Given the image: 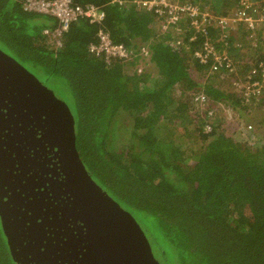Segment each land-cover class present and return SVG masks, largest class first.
<instances>
[{"label": "trees", "instance_id": "16d2710c", "mask_svg": "<svg viewBox=\"0 0 264 264\" xmlns=\"http://www.w3.org/2000/svg\"><path fill=\"white\" fill-rule=\"evenodd\" d=\"M220 1L219 10H213L225 14L228 2ZM72 2L99 6L102 21L70 22L62 46L55 49L41 34L48 16L23 10L20 0H0V39L23 47L25 60L41 73L29 71L65 91L74 146L89 176L123 209L139 216L158 264H264V144L252 147L225 135L216 112L208 120L210 131L204 132L205 111L204 117L190 119L185 105L189 92H202L219 110L229 101L246 110L253 102L264 106V91L246 102L240 94L229 95L220 82L214 84L216 73L207 72L202 82L192 78L194 70L203 77L207 66L191 57L202 38L197 34L189 40L193 32L184 18L178 36L168 28L160 32L159 18L135 5ZM56 24L53 19L51 26ZM98 28L114 42L146 46L155 70L137 72L138 55L107 64L91 54L88 44L96 40ZM209 36L215 39V30ZM178 37L182 43L171 45ZM221 44L215 41L218 49ZM262 48L249 58L264 57ZM226 51L234 61L243 54L232 46ZM235 65L242 74L250 66ZM191 120L193 136L184 143ZM176 125L182 128L179 136H174ZM0 264H14L1 221Z\"/></svg>", "mask_w": 264, "mask_h": 264}, {"label": "flooded vegetation", "instance_id": "af4514ba", "mask_svg": "<svg viewBox=\"0 0 264 264\" xmlns=\"http://www.w3.org/2000/svg\"><path fill=\"white\" fill-rule=\"evenodd\" d=\"M13 73L8 66L0 70V207L12 259L14 264H79L84 250L79 237L85 232L67 184L71 166L52 139L50 117L29 103L24 88H15Z\"/></svg>", "mask_w": 264, "mask_h": 264}, {"label": "built area", "instance_id": "2783aa9c", "mask_svg": "<svg viewBox=\"0 0 264 264\" xmlns=\"http://www.w3.org/2000/svg\"><path fill=\"white\" fill-rule=\"evenodd\" d=\"M109 2L118 7L135 5L149 11L159 18L161 32L168 28L174 30L178 36L183 33L179 21L184 18L193 32L189 40H195L197 34L202 38L201 40L198 38L200 48L191 52L192 59L200 65H206L209 73L223 72L232 76L233 85L239 88V94L246 102L257 99L256 97L264 91V57L250 61L248 70L239 75L232 56L227 51L218 49L215 45L216 39H210L209 36L213 29L219 38L220 36L225 38L227 30L237 23L251 30L264 25V0H237L230 14H219L206 9L200 5L199 0H109ZM20 3L25 11L43 14L56 20L55 26L44 27L41 30L42 36L55 49L62 46L63 32L70 22L84 18L89 23H100L104 17V11L92 3L84 6L75 4L72 0H20ZM180 43L182 38L178 37L171 45ZM88 51L95 56H102L107 64L112 60L129 61L136 55L139 56V64H142L149 56L146 46L133 48L122 42H114L109 33L102 28L97 29L96 40L88 44ZM139 64L136 67L137 72L142 70ZM190 99L194 105L202 109V112L205 111L203 131H210L208 120L215 112L213 105L202 92L191 93ZM202 112L201 116L204 117Z\"/></svg>", "mask_w": 264, "mask_h": 264}, {"label": "water", "instance_id": "95a60500", "mask_svg": "<svg viewBox=\"0 0 264 264\" xmlns=\"http://www.w3.org/2000/svg\"><path fill=\"white\" fill-rule=\"evenodd\" d=\"M7 66L13 69V78H17L14 81L17 85L15 88L19 92V88H24L32 98L29 103L36 104L44 115L50 117L52 139L62 149L67 166H71L67 184L74 191L77 217L81 221L79 226L85 232L79 237L84 241V244H80L84 250L80 252L79 264H158L140 228L87 173L74 146V122L66 103L40 83L33 73L0 49V70L3 71ZM19 75L24 78L19 80ZM102 201H107L108 207L112 209L105 208ZM106 209L108 218L104 215ZM4 219L0 207L1 226L10 249L12 246ZM10 253L16 261L11 249Z\"/></svg>", "mask_w": 264, "mask_h": 264}, {"label": "rangeland", "instance_id": "374dc122", "mask_svg": "<svg viewBox=\"0 0 264 264\" xmlns=\"http://www.w3.org/2000/svg\"><path fill=\"white\" fill-rule=\"evenodd\" d=\"M154 28L156 30V26H154ZM155 30H154V32H155ZM159 31L161 32L160 29H159ZM153 36H155V34ZM260 41H261L260 45H262V47H263L261 51L264 52V38ZM9 44L7 43V40L0 39V49L3 52H5L4 50H6L7 52H10L14 56H16L17 60L19 59L22 62L21 65L24 64L23 66L28 71L30 69L31 71H33V73H41V71H35V70H38V68L35 67L36 65L31 60H25L26 57L23 55L24 54L23 47H20L19 44L15 45L14 43H11V46H12L11 47ZM13 50H14V52H13ZM7 52H5V53L8 54ZM251 53H253V49H247L245 52V54H247V55L251 54ZM8 55L13 57L10 54H8ZM232 55L235 56L234 52L232 53ZM252 55L254 57L256 56L254 54H252ZM263 55H264V53H263ZM151 62L152 61H151L150 57L148 56V59L147 58L144 59L143 63L139 64V65H141V67L144 69L152 71V70H155V67H154L153 63H151ZM194 72L195 73L192 74V78H194L198 82H202L205 75H207V74H205L203 77H202V75L197 76L198 72H200V71L194 70ZM238 74H240V73H238ZM214 79L215 80H212V82L214 84L220 82L221 86H225L222 89H225L229 95L239 94V88H237L236 86L231 84V80H232L231 76H226V78L223 79L224 81L218 80L217 77H214ZM37 80L40 83H42L44 81L45 84L54 92V94L57 98H59L62 101L67 100L65 91L62 89L60 91V89L56 83L51 82V80H48V79H40V78L38 79L37 78ZM173 93L179 94V91H176ZM190 95L191 94L189 92V99H190ZM188 101H185L188 116L190 119L192 118L195 120L197 117L196 115L201 116L202 109L200 107L192 104L193 102L191 103V99ZM251 104H253V105L247 106V109L245 110V108H239V107L235 106L232 102L229 101L226 104L224 103V109L219 110L217 108L215 102L211 103V105H213V107H214L215 112L217 113L216 114L217 118L220 119V121H221L220 128L223 131V133L225 135L231 136L232 138H235V140H238L240 142H245L248 145L254 147L256 145L264 144V121H262L260 123L257 122V120H259V118L260 119L264 118V106L259 105L257 102H253ZM194 116H196V117H194ZM190 127H189L190 133L189 134L186 133L184 135V137H182V139H181L184 141V143H187L188 140L193 136L192 131H193V127H195V126H193L192 120H191V126ZM181 131H182V128H180L178 125H176L174 128V133H175L174 136L181 135ZM102 203H104L103 205L105 208L112 209V208L108 207L110 205L107 204V201H102ZM124 210L129 214L128 215L129 218L133 221V223L135 225H137L138 227L141 226V222H140L139 216L137 214L136 215L131 214L130 211H128L126 208H124ZM108 214L109 213L107 212V209H106V212L104 215L107 218H108ZM153 258L156 261H158L157 263H160V260L158 259L159 257L157 256V254H155V252H154Z\"/></svg>", "mask_w": 264, "mask_h": 264}, {"label": "crops", "instance_id": "0c3cea01", "mask_svg": "<svg viewBox=\"0 0 264 264\" xmlns=\"http://www.w3.org/2000/svg\"><path fill=\"white\" fill-rule=\"evenodd\" d=\"M227 2H228V6L226 7V13L225 14H230V13L233 12L237 0H227ZM199 3L204 8H208V9L212 8L211 10H213V9H215V10L218 9L219 10V7L222 6L220 0H199ZM223 4L225 5V0H224ZM52 20H53V18H50V20L48 22L46 21L47 22V26H45V27H52L51 26ZM263 26H260V27L254 29V30H250V29H247L246 27L243 28V26H241L240 24L237 23L233 28L227 30V35L225 36V38H221L222 36H220V38H219L217 33H216L215 34V39L216 40L220 39V41H222V44L220 46L221 47L220 50H225L226 51L227 47H231L232 46V47H235L237 50H239V51H241L243 53L241 55V58L239 60L235 61L239 65V69H240L242 64H246V66H247V65H249L250 61H255L257 59L254 56L249 58V56L247 54H245V52H246L247 49H253L254 50L256 47L260 46V44H261L260 40H262L264 38V27ZM243 34L244 35L245 34L246 35H250V37L246 38L245 36H243ZM138 64H139V60H137V62L135 64V67ZM205 72H206L205 74H207V72L209 73L208 70L205 71ZM245 72H246V70H244L243 74ZM216 74L219 75V80H222V81H224L223 79H225L226 76H228L226 73H223V72H221V73L218 72ZM243 74L240 73L239 75H243ZM231 84L233 85L232 80H231Z\"/></svg>", "mask_w": 264, "mask_h": 264}, {"label": "clouds", "instance_id": "9594fccd", "mask_svg": "<svg viewBox=\"0 0 264 264\" xmlns=\"http://www.w3.org/2000/svg\"><path fill=\"white\" fill-rule=\"evenodd\" d=\"M206 9H208V8H206ZM210 10V9H209ZM212 11V10H211ZM214 12V11H213ZM216 13V12H215Z\"/></svg>", "mask_w": 264, "mask_h": 264}]
</instances>
